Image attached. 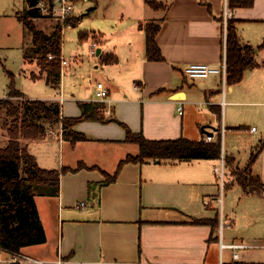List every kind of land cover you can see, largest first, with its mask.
I'll return each instance as SVG.
<instances>
[{
    "label": "crops",
    "instance_id": "0c3cea01",
    "mask_svg": "<svg viewBox=\"0 0 264 264\" xmlns=\"http://www.w3.org/2000/svg\"><path fill=\"white\" fill-rule=\"evenodd\" d=\"M225 7L239 43L257 49L256 65L233 85H219L217 75L185 79L182 71L188 64L221 60ZM124 13L122 21L102 32L79 31L78 43L88 42L86 55L78 48L66 59L62 47L65 64L57 87L20 71L32 85L46 87L38 97L17 89L21 99L59 104L60 119L82 118L72 131L84 139H65L60 120L49 124L41 119L36 123L43 126V136L22 140L41 169L72 171L61 174L58 195L45 198L49 206L55 205V215L48 217L50 229H44L35 201L45 237L56 234L55 250L40 256L32 255L36 245L25 247L18 253L25 259L17 264H264V0H125ZM149 23L158 28L157 60L148 57L140 28ZM97 82L108 90L105 103L95 98ZM100 104V116L114 121L99 120L98 112L89 115ZM253 124H258L259 137L253 136L258 130ZM201 125L209 126L205 136L213 133V141L221 137L219 160L120 165L139 154L138 144L126 139V129L149 141H198L205 138ZM66 144L71 156L64 165ZM222 146L229 174L238 169L261 183L260 192L242 190L229 205L228 224L218 205L213 162L222 160ZM259 146L255 161L249 163ZM79 165L83 168L77 169ZM117 169L115 180L106 183L105 174ZM231 244L247 247L236 250L238 258L233 259V251L221 246ZM7 259L8 254L0 252V264H11Z\"/></svg>",
    "mask_w": 264,
    "mask_h": 264
},
{
    "label": "trees",
    "instance_id": "16d2710c",
    "mask_svg": "<svg viewBox=\"0 0 264 264\" xmlns=\"http://www.w3.org/2000/svg\"><path fill=\"white\" fill-rule=\"evenodd\" d=\"M53 0H46L51 3ZM27 7L17 15L25 34L29 40V54L37 55L39 62V76L44 77L48 85L57 87L61 80V35L66 26H75L79 18L67 19L65 25L56 23L50 31L37 29L33 23L34 18L43 17L35 8L37 0H25ZM154 3V2H153ZM145 32L146 51L150 59H159V53L155 44L157 25L149 23L140 27ZM255 48L241 45L238 41L232 23L226 22V83L233 85L242 79L243 72L253 68L256 63ZM27 56V55H26ZM51 56V58H49ZM105 61V60H104ZM108 62V61H105ZM35 79L34 74H30ZM37 77V78H38ZM6 98L0 99V105L8 106L6 115L11 118L6 128L7 142L0 148V249L17 253L21 249L41 244L45 241V233L39 219L34 197L57 196L59 192V180L63 173L72 171L62 167L58 170L41 169L34 157L22 146V140L40 138L44 134L42 125L37 120L44 119L53 124L61 121L62 135L65 139L72 137L73 141L83 140L84 137L72 131V126L80 119H60V107L57 103H45L39 100L23 99L17 106L10 102L12 97H24L19 92L11 79ZM103 104H100L90 112H98ZM10 107V108H9ZM24 111V112H23ZM96 114L99 120L101 114ZM21 115L23 118H21ZM86 118L85 114L83 118ZM114 121V119H110ZM126 139L135 142L139 146L137 156H128L120 165L127 162L142 161H190V160H219L221 157V137L209 143L203 139L191 141L179 138L167 141H149L140 134H134L126 129ZM262 146L255 149L250 157V162L255 161ZM225 164L230 165L229 159L225 158ZM119 165V167H120ZM83 168L79 165L77 169ZM118 169L112 174H105V182L115 180ZM238 184L246 192H260L261 183L257 178L248 173L234 169Z\"/></svg>",
    "mask_w": 264,
    "mask_h": 264
},
{
    "label": "rangeland",
    "instance_id": "374dc122",
    "mask_svg": "<svg viewBox=\"0 0 264 264\" xmlns=\"http://www.w3.org/2000/svg\"><path fill=\"white\" fill-rule=\"evenodd\" d=\"M24 3L25 0H0V99L6 98L11 79L14 82L15 88L19 89L21 92L28 95L29 97L43 96V92L46 88L44 83L32 85L34 83H32L29 78L26 79L20 76V71L22 69L27 75L31 73L34 74L36 77L39 76L38 56L29 54V40L27 38V35L25 34L21 23L17 20V15L22 13L25 8ZM124 5L125 0H75L74 15L78 17L80 21L75 26H67L66 28H64L63 35L61 38L63 53L66 59L74 55L78 48H80V52L86 55L85 52L88 42H84L82 46L78 43L77 40L79 31L94 30L102 32L103 29H106L109 26L111 27L113 23H119L124 19L120 17L121 14H125ZM69 19L75 21L72 16L69 17ZM33 23L35 24L37 29H43L48 32L51 30V28L56 25V23H59V21L47 15L41 17L40 19L34 20ZM64 25L65 22L62 26ZM24 58L26 60L25 64ZM85 65H87L86 61ZM60 66L62 67V64ZM219 85H221V82L219 83ZM10 102H12L13 105L17 106L19 103L22 102V99L19 97H12L10 99ZM7 109L8 106L0 105V148L4 147L7 142L6 128L11 122V118L6 115ZM23 116L21 115V118H23ZM253 125H256L258 129L253 136L259 137L260 129L258 128V124ZM199 130L205 136V132L209 131V126L201 125L199 127ZM246 139H244V141H239L238 145L241 146L245 144ZM232 144L236 143L233 142ZM242 153L243 151L240 152V159L242 157ZM70 156L71 148L69 147V145L66 144L64 145L63 152L64 165H67ZM222 156L224 165V158L226 156V153L223 146ZM247 157L248 153L244 157V159H247ZM213 162L215 164V167L220 168L221 161ZM241 165L243 169L246 164L244 162ZM223 170L225 177L224 184L222 187L218 176L216 178V182L219 187L218 199L219 201H221L218 203V205L220 206V210L224 213L223 216L225 217V223L228 224V207H230L229 205L233 206V201H237L238 197L242 194L243 189L237 182V178L234 174V169H232L229 174V165H224ZM229 176H231L232 178ZM228 179H230V182ZM50 197L54 198L55 196ZM34 198V201H36V203L41 208L39 210V213L41 214L42 219L44 221V229H48L50 223L48 217H50V215H55V205L53 202V205L51 206L46 203L45 198L49 197L36 195ZM46 200L49 201L48 199ZM50 219L52 228H55V221L52 218ZM247 229H249V227H247ZM56 241V234L52 232V236L49 237V239L45 237V241L43 243L34 246L32 255L42 256V253L45 252V250H47L48 253L53 252L56 248ZM229 255L231 254L229 253ZM226 257H228L227 252H225L224 255L225 259ZM223 262L225 261L223 260Z\"/></svg>",
    "mask_w": 264,
    "mask_h": 264
},
{
    "label": "built area",
    "instance_id": "2783aa9c",
    "mask_svg": "<svg viewBox=\"0 0 264 264\" xmlns=\"http://www.w3.org/2000/svg\"><path fill=\"white\" fill-rule=\"evenodd\" d=\"M75 0H53L51 3L46 2V0H37L35 8L39 10L40 14L42 16H50L51 18L57 19L61 24H63L69 17H71L74 14L75 7H74ZM228 11L226 7L224 8L223 16H222V23L224 32L226 31V22L228 19ZM34 18L33 20L40 19ZM90 55H95V46L90 50ZM51 58V56H49ZM61 64L64 65L65 61L61 60ZM183 76L185 79L188 80H196V79H205L208 78L211 75H218L221 79V83L225 86L226 84V77H227V65H226V48L224 46L223 49V55L221 60L217 64H205V63H190L187 66L183 68ZM95 88V98L97 101L101 103H105L108 99V90L104 87V85L101 82H97L94 85ZM178 113H182V107L179 106L177 109ZM204 141L206 143L212 142L213 137L208 135L205 136ZM224 165L223 161L221 160L220 168L215 167L214 171L215 174H217L218 178L221 182V187L224 184ZM230 181V179H228ZM222 247L229 248L233 251L232 258L237 259L238 253L236 250L244 249L247 246L243 244H231L228 246L221 245ZM0 252H6L9 256V259H7L8 263L11 264H17L22 258L17 253L7 252L2 249H0ZM1 263V261H0ZM150 264V263H145ZM154 264H163V263H154ZM218 264H223L221 261H219Z\"/></svg>",
    "mask_w": 264,
    "mask_h": 264
},
{
    "label": "water",
    "instance_id": "95a60500",
    "mask_svg": "<svg viewBox=\"0 0 264 264\" xmlns=\"http://www.w3.org/2000/svg\"><path fill=\"white\" fill-rule=\"evenodd\" d=\"M174 96H175V94H174ZM208 135H210V136H212L213 135V133H207Z\"/></svg>",
    "mask_w": 264,
    "mask_h": 264
}]
</instances>
